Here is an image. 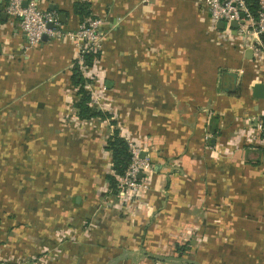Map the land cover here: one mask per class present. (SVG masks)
<instances>
[{
  "label": "rangeland",
  "instance_id": "obj_1",
  "mask_svg": "<svg viewBox=\"0 0 264 264\" xmlns=\"http://www.w3.org/2000/svg\"><path fill=\"white\" fill-rule=\"evenodd\" d=\"M194 1L213 31L217 52L209 65L233 70L238 80L233 93L214 85L208 102L196 104V118L207 125L202 144L219 158L242 145L264 149V95L252 93L254 83L264 84V34L256 35L252 22L235 32L217 27L204 0ZM125 20L124 13L112 20L106 9L84 27L60 23L50 38L69 44L72 58L52 76H66L67 86L54 103L22 104L21 119L0 121L10 129L0 138V264H206L207 237L223 234L192 216L193 107L186 94L204 89L164 86L171 73L157 70L151 39L145 55L134 49L138 62L130 61ZM249 47L250 59L243 55ZM87 51L100 53L89 67ZM75 61L103 117L78 116V87L69 79ZM218 125L223 136L215 140ZM114 129L129 143L135 168L117 179V192L104 178L112 173L106 145Z\"/></svg>",
  "mask_w": 264,
  "mask_h": 264
},
{
  "label": "crops",
  "instance_id": "obj_2",
  "mask_svg": "<svg viewBox=\"0 0 264 264\" xmlns=\"http://www.w3.org/2000/svg\"><path fill=\"white\" fill-rule=\"evenodd\" d=\"M26 1L29 0H23V3ZM37 2L42 8L53 10L57 15L64 13V21L61 22L64 29H75L78 26L79 17L72 10L75 2H88L93 14L107 9L112 20L124 13L126 23L123 43L125 50L131 51L130 61L133 59L138 62L134 60V49L135 53L145 55L146 47L153 41L156 46L152 45L157 70L167 73L166 77L168 72L171 73L169 79L164 75V86L204 89L186 94L192 99L190 103L193 107L192 216L196 220H205L206 229L211 233L216 232V228L223 233L207 237L204 262L264 264V149L260 146L242 145L231 158L216 157L214 150L204 148L203 133L207 125L201 123L196 118L197 113L193 112L196 111V104L208 102L205 94L210 95V89L214 85L228 94L233 93L238 85L237 74L233 70L209 65L217 51L212 53L213 48L210 47L209 37L213 31L207 25L206 13L199 12L194 0ZM3 4L4 0H0V121L10 122L9 120L21 119L22 104L55 102L60 87L67 86L68 82L66 76L53 77L52 74L69 64L72 53L69 44L52 39L50 35L40 43L26 48V37L19 28L18 20L8 15L1 16V13H5ZM50 5L54 8L51 9ZM217 27H220L218 23ZM249 48L243 51L246 58L245 52ZM128 54L130 55L129 52ZM252 57L253 50L248 59ZM223 60L222 57L219 58V62ZM213 69L216 70L215 76ZM228 73L234 77L231 93L224 89ZM156 84L159 86V82ZM246 97L247 95L244 96ZM254 108L257 109V106L254 105ZM42 110L41 108V113ZM229 114L225 113L223 116L228 117ZM45 119L51 117L45 116ZM222 128V125L217 126L218 137L215 140L222 138ZM8 130V127H1L0 124V138L3 134H8ZM12 134L17 136L20 132L16 129ZM43 136L50 137V134ZM217 160L219 164H216Z\"/></svg>",
  "mask_w": 264,
  "mask_h": 264
},
{
  "label": "built area",
  "instance_id": "obj_3",
  "mask_svg": "<svg viewBox=\"0 0 264 264\" xmlns=\"http://www.w3.org/2000/svg\"><path fill=\"white\" fill-rule=\"evenodd\" d=\"M204 2L209 7L215 23L222 21L225 26L231 27L230 23L236 21L237 26L240 27L241 23L252 22L251 26L255 25L254 33L264 34V0H257L256 17L252 14L247 0H204ZM3 11L18 20L19 28L26 37V47L40 43L44 34L50 36L55 34L56 27L61 23L55 11L42 8L37 0L26 1L25 5L23 0H4ZM48 23L52 24L51 28L47 27ZM79 26L86 25L83 22ZM134 172L135 168L129 165L123 176L133 175Z\"/></svg>",
  "mask_w": 264,
  "mask_h": 264
},
{
  "label": "trees",
  "instance_id": "obj_4",
  "mask_svg": "<svg viewBox=\"0 0 264 264\" xmlns=\"http://www.w3.org/2000/svg\"><path fill=\"white\" fill-rule=\"evenodd\" d=\"M248 6L254 15L257 16V0H247ZM73 13L78 15L79 22H84L93 18V13L88 2H75L73 4ZM60 11V10H58ZM100 53L98 51H87L82 54L84 65L89 67L93 64L94 59L98 58ZM74 62L72 67V74L70 76L72 83L78 87L77 93L79 98L74 102V106L78 111V116L82 119H90L94 117H103L105 114L97 110L91 105V96L84 86V77L80 73V67ZM227 76V75H226ZM233 75L228 73L227 81L224 89L231 93ZM113 122H115L113 120ZM106 149L110 152L112 161V173L105 175V180L113 192H117V179L125 175L127 168L131 163V149L129 143L122 137L118 129H114L107 139Z\"/></svg>",
  "mask_w": 264,
  "mask_h": 264
},
{
  "label": "water",
  "instance_id": "obj_5",
  "mask_svg": "<svg viewBox=\"0 0 264 264\" xmlns=\"http://www.w3.org/2000/svg\"><path fill=\"white\" fill-rule=\"evenodd\" d=\"M24 4H26V2H24ZM51 9H53L54 7H53V5H50L49 6ZM1 16L2 17H5L6 16V14L5 13H1ZM64 17H65V14L64 13H60V14H58V20L60 21V22H63L64 21ZM218 25L220 26V27H222L223 25H224V23L222 22V21H219L218 22ZM51 26H52V24L51 23H48V25H47V27L48 28H51ZM230 26L231 27H233V32H235L236 30H235V28H236V26H237V22L236 21H232L231 23H230ZM47 38V35L46 34H44L43 36H42V39H46ZM245 55L247 56V57H251L252 56V49H247L246 50V52H245ZM253 95L255 96V97H258V98H261L263 95H264V84L263 83H256L254 86H253Z\"/></svg>",
  "mask_w": 264,
  "mask_h": 264
}]
</instances>
